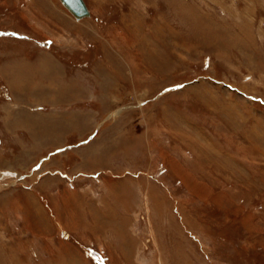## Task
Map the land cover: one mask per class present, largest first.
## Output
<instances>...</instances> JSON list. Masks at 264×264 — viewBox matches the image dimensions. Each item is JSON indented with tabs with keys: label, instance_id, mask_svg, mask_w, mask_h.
<instances>
[{
	"label": "rangeland",
	"instance_id": "1",
	"mask_svg": "<svg viewBox=\"0 0 264 264\" xmlns=\"http://www.w3.org/2000/svg\"><path fill=\"white\" fill-rule=\"evenodd\" d=\"M0 0V264H264V0Z\"/></svg>",
	"mask_w": 264,
	"mask_h": 264
},
{
	"label": "water",
	"instance_id": "2",
	"mask_svg": "<svg viewBox=\"0 0 264 264\" xmlns=\"http://www.w3.org/2000/svg\"><path fill=\"white\" fill-rule=\"evenodd\" d=\"M76 20L90 18L91 14L84 0H60Z\"/></svg>",
	"mask_w": 264,
	"mask_h": 264
},
{
	"label": "bare ground",
	"instance_id": "3",
	"mask_svg": "<svg viewBox=\"0 0 264 264\" xmlns=\"http://www.w3.org/2000/svg\"><path fill=\"white\" fill-rule=\"evenodd\" d=\"M84 2H85V0H84ZM85 4H86V2H85ZM63 5V4H62ZM64 6V5H63ZM86 6L88 7V5L86 4ZM88 10L90 11V9H89V7H88ZM90 14H91V11H90ZM91 17V16H90Z\"/></svg>",
	"mask_w": 264,
	"mask_h": 264
}]
</instances>
